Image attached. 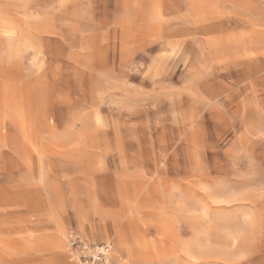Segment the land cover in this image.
<instances>
[{
	"label": "rangeland",
	"instance_id": "rangeland-1",
	"mask_svg": "<svg viewBox=\"0 0 264 264\" xmlns=\"http://www.w3.org/2000/svg\"><path fill=\"white\" fill-rule=\"evenodd\" d=\"M264 264V0H0V264Z\"/></svg>",
	"mask_w": 264,
	"mask_h": 264
},
{
	"label": "built area",
	"instance_id": "built-area-1",
	"mask_svg": "<svg viewBox=\"0 0 264 264\" xmlns=\"http://www.w3.org/2000/svg\"><path fill=\"white\" fill-rule=\"evenodd\" d=\"M83 252L86 254V259L90 264H110L109 254L111 247L109 245L93 246L81 244Z\"/></svg>",
	"mask_w": 264,
	"mask_h": 264
}]
</instances>
